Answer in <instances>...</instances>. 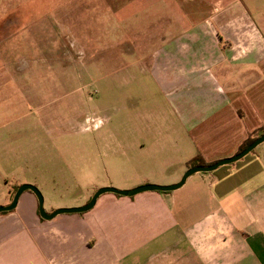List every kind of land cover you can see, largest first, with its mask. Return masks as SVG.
I'll return each mask as SVG.
<instances>
[{"label":"crops","instance_id":"crops-1","mask_svg":"<svg viewBox=\"0 0 264 264\" xmlns=\"http://www.w3.org/2000/svg\"><path fill=\"white\" fill-rule=\"evenodd\" d=\"M127 1L117 30L137 51L116 71L144 81L138 105L121 107L136 136L117 138L112 156L134 167L127 187L168 185L190 159L230 156L264 127V0ZM10 2L0 30L18 13ZM63 214L43 219L22 192L0 213V264H264V147L174 190L103 193Z\"/></svg>","mask_w":264,"mask_h":264},{"label":"rangeland","instance_id":"rangeland-1","mask_svg":"<svg viewBox=\"0 0 264 264\" xmlns=\"http://www.w3.org/2000/svg\"><path fill=\"white\" fill-rule=\"evenodd\" d=\"M126 2L11 0L18 13L0 30V205L21 183L40 190L47 211L82 205L98 187L129 188L134 167L112 155L117 138L136 136L121 107L138 105L144 80L116 71L137 51L121 41L133 33L117 30Z\"/></svg>","mask_w":264,"mask_h":264},{"label":"water","instance_id":"water-1","mask_svg":"<svg viewBox=\"0 0 264 264\" xmlns=\"http://www.w3.org/2000/svg\"><path fill=\"white\" fill-rule=\"evenodd\" d=\"M264 142V131L260 133L258 136H256L248 145H246L242 150L236 151L230 156L220 158L218 160H215L209 164H199V165H193L188 167L180 177V179L172 184L168 185H159V184H153V183H146V184H141L129 189H118L113 186H102L98 187L91 197L89 198L88 201L83 203L82 205L79 206H73V207H59L56 208L52 211H46L43 207V196L40 192V190L35 186L30 183H21L17 188L16 191L14 192L12 199L9 203L2 204L0 205V213L5 212V211H10L12 210L18 201L19 196L21 195L22 192L29 190L32 192L36 199H37V210L39 215L43 219H51L55 217L56 215L63 214V213H83L88 210H90L93 205L95 204L96 199L99 197V195L103 193H114L120 196H126V197H131L135 194L145 192V191H171L174 190L178 187H180L185 180L198 172H210L213 171L221 166L228 165L231 163H234L241 159L243 156L251 152L256 146Z\"/></svg>","mask_w":264,"mask_h":264},{"label":"trees","instance_id":"trees-1","mask_svg":"<svg viewBox=\"0 0 264 264\" xmlns=\"http://www.w3.org/2000/svg\"><path fill=\"white\" fill-rule=\"evenodd\" d=\"M255 137L252 135H249L247 138L244 139V141L239 145L238 150H242L246 145H248ZM253 151V150H252ZM211 163V162H210ZM199 164H209V163H203L202 159L197 155L196 157L190 159L187 163V165L193 166V165H199ZM5 213V212H2Z\"/></svg>","mask_w":264,"mask_h":264},{"label":"flooded vegetation","instance_id":"flooded-vegetation-1","mask_svg":"<svg viewBox=\"0 0 264 264\" xmlns=\"http://www.w3.org/2000/svg\"><path fill=\"white\" fill-rule=\"evenodd\" d=\"M86 104V103H85ZM91 121H93L92 117L90 118Z\"/></svg>","mask_w":264,"mask_h":264}]
</instances>
